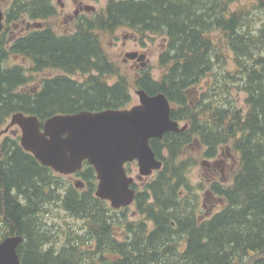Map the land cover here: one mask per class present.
<instances>
[{
    "label": "trees",
    "instance_id": "trees-1",
    "mask_svg": "<svg viewBox=\"0 0 264 264\" xmlns=\"http://www.w3.org/2000/svg\"><path fill=\"white\" fill-rule=\"evenodd\" d=\"M29 2L34 18L37 1ZM234 2L106 0L71 37L34 31L9 44L0 32V131L18 112L42 123L129 108L131 82L103 43L121 29L163 37L159 77L144 70L133 85L164 94L171 119L186 125L149 141L162 168L132 185L131 211L94 196L97 179L88 164L75 175L84 183L76 189L25 152L18 137L1 136L0 241L22 237L21 264H264V0L239 10L231 9ZM20 12L11 9L8 23ZM10 57L26 60L29 69L8 64ZM229 63L232 72L223 67ZM46 71L59 73L25 90L27 72ZM196 143L206 159L230 145L237 166L228 184H191L195 162L185 154ZM207 189L223 205L202 218Z\"/></svg>",
    "mask_w": 264,
    "mask_h": 264
},
{
    "label": "water",
    "instance_id": "water-1",
    "mask_svg": "<svg viewBox=\"0 0 264 264\" xmlns=\"http://www.w3.org/2000/svg\"><path fill=\"white\" fill-rule=\"evenodd\" d=\"M2 20L0 9V31ZM125 59L146 67L144 54L126 53ZM135 94L138 104L129 109L54 115L43 124L36 116L18 112L11 116L0 135L17 127L10 133L19 134L20 147L42 166L61 175L80 171L86 162L96 173L95 197L115 210L128 207L135 197L131 187L134 178L127 175L124 165L136 161L138 177L150 176L161 168V162L149 141L186 128L171 119L170 104L164 94L149 95L144 90H136ZM75 187L82 188L83 183L76 180ZM22 241L20 236H9L0 242V264H21L17 248Z\"/></svg>",
    "mask_w": 264,
    "mask_h": 264
},
{
    "label": "rangeland",
    "instance_id": "rangeland-1",
    "mask_svg": "<svg viewBox=\"0 0 264 264\" xmlns=\"http://www.w3.org/2000/svg\"><path fill=\"white\" fill-rule=\"evenodd\" d=\"M84 3L88 4L92 8V14L100 12L105 4L106 0H83ZM253 0H235L232 4V10H239L240 8L250 7ZM70 7L72 4H69ZM72 8V7H71ZM250 9V8H249ZM91 14V15H92ZM56 21V20H55ZM219 38L220 35H215ZM104 48L106 54L113 61L117 67L120 69L121 75H126L131 82V87L129 88V92L131 95V104H137L138 98L135 95L136 87L133 85L135 79L138 78L140 75L138 70H136L130 61L124 62V55L128 52L133 51H141L147 54L148 58V65L145 70H147L153 78L159 77V69L157 64V59L159 54L164 50V39L161 36H154V35H146L144 37H140L136 35L133 31L127 29H121L117 31L111 37H104L103 38ZM8 64H20L25 69H29V64L26 60L21 59L19 57H10ZM227 71L232 72L234 66L232 63L223 66ZM58 71H46L40 74H32L27 72L30 83L26 86V91H32L39 88V83L45 77L49 78L54 75H57ZM74 79L81 81L82 76L76 75L73 76ZM114 79H110V83H112ZM205 87V82L201 81L197 85V89L202 90ZM235 89L232 90V93H235ZM244 94L241 93L239 95L240 101L244 99ZM9 134V133H8ZM185 157L192 158L195 162L193 167L189 170V178L190 182L193 185L203 184L207 188L212 183L218 184H228L232 178V175L237 166V156L231 150L230 145H227L220 149L219 154L214 159H206L201 155V148L198 143L193 144L189 147L186 151ZM137 174V167L136 165L133 166L132 171L130 172L129 176L134 177ZM73 179H70L73 182ZM76 179V178H75ZM202 203L201 206V217L207 218L218 211L223 202L213 196L211 192L207 189L205 192L201 193ZM133 207H130V211Z\"/></svg>",
    "mask_w": 264,
    "mask_h": 264
},
{
    "label": "flooded vegetation",
    "instance_id": "flooded-vegetation-1",
    "mask_svg": "<svg viewBox=\"0 0 264 264\" xmlns=\"http://www.w3.org/2000/svg\"><path fill=\"white\" fill-rule=\"evenodd\" d=\"M36 1L38 13L32 18L28 13L29 9L32 8V6L29 5V0H0V9L3 13L2 32H6L7 42L9 44L34 31L45 32L48 30L52 36L57 38L71 37L75 34L82 22L85 23L96 13L92 14L91 6L84 3L83 0ZM88 1L90 3V0ZM69 4H72V8ZM11 9H21V12L8 23V14ZM133 52L144 54V62L147 65L148 58L146 53L141 51ZM130 62L132 66L140 72L139 63L136 61Z\"/></svg>",
    "mask_w": 264,
    "mask_h": 264
}]
</instances>
